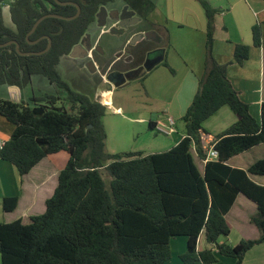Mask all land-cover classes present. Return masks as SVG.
Listing matches in <instances>:
<instances>
[{
	"label": "trees",
	"instance_id": "trees-1",
	"mask_svg": "<svg viewBox=\"0 0 264 264\" xmlns=\"http://www.w3.org/2000/svg\"><path fill=\"white\" fill-rule=\"evenodd\" d=\"M60 1L77 3L78 16L70 20L46 17L26 36L41 15L72 16L76 7L54 0H12V29L2 22L0 0V43L12 39L20 51H41L48 37L51 40L50 48L38 55H20L13 43L0 46V85L22 89L39 74L64 91L66 102L60 107L41 103L32 107L23 100L0 98V115L13 125L0 147V160L10 162L22 176L48 154L61 150L69 154L52 195L45 200L44 212L31 215L27 223L20 218L0 222L1 264H162L170 257L169 243L174 236L187 238L180 255L182 264H214L216 253L241 264L252 246L264 242V185L248 176L264 175V155L246 169L227 162L264 143V101L257 122L228 79L225 65L212 57L213 21L219 9L208 0H197L206 18V60L197 90L179 118L183 137L160 152L107 153L102 121L106 105L72 90L57 65L87 32L99 8L114 0ZM122 1L139 16L143 23L139 30L153 25L148 19L154 9L152 0ZM251 32L253 45L260 46V26L253 25ZM248 51L247 45L236 43L234 60L241 63ZM156 53L162 56L161 64L168 66L164 49ZM60 99L52 94L31 98L50 104ZM222 106L238 119L215 136L213 148L218 155L206 160L201 172L191 148L206 159L202 124ZM148 125L156 130L153 121ZM239 193L256 204L249 222L259 235L232 244L226 240L230 224L225 214ZM17 202L18 196H3L2 209L12 211ZM200 233L212 247H197Z\"/></svg>",
	"mask_w": 264,
	"mask_h": 264
},
{
	"label": "crops",
	"instance_id": "crops-1",
	"mask_svg": "<svg viewBox=\"0 0 264 264\" xmlns=\"http://www.w3.org/2000/svg\"><path fill=\"white\" fill-rule=\"evenodd\" d=\"M208 1L213 7L219 9L213 21L212 57L218 64L225 65L228 79L240 98L248 104L252 116L259 122L260 105L264 101V0ZM152 2L154 9L148 15V19L153 25L145 26L144 30L155 32V38L161 42L160 47L164 49L168 66L161 64L162 56L160 55L142 77L133 78L141 81L144 98L151 107V109L148 108L146 115L133 119L139 122L153 121L156 132L171 137L168 144L162 148L144 151V154L166 150L183 137V130L179 133L174 128L175 121L184 114L190 104L197 90L198 81L204 72L206 60V18L200 3L197 0H165L166 14L163 19L156 11L158 1L152 0ZM255 24H258L261 29L260 46L253 45L251 28ZM138 30L139 28L136 31ZM236 43H242L249 48L248 57L241 63H237L233 58ZM62 57L67 58L71 65L74 62L78 63V59L73 60V57L69 55ZM103 79L102 86L106 85L107 89L102 87L94 94H101L103 103L109 108L112 106L110 96L114 87L109 85L105 75ZM6 89L9 97L0 96V98L20 101L23 100L22 95L26 94V87L20 89L17 86H6ZM104 96L108 101L104 100ZM154 103L158 104L157 107L153 106ZM113 111L118 113L122 111V108L116 106ZM168 118L173 120L172 130L165 133L161 129L164 126L168 127ZM128 119L131 120V118ZM237 119V115L227 106H222L203 122L201 145L205 155L213 145L215 136ZM12 128L13 125L0 115V142L9 138ZM259 145L233 156L227 164L231 167L246 169L256 158L246 159L245 156L255 155L253 150ZM191 153L198 169L203 172L206 160L197 156L194 147L191 148ZM67 159L68 153L63 150L48 154L22 176L10 162L0 160V200L3 196H18L14 210L2 209L3 222L20 218L23 223H27L31 215L44 212L45 200L52 195L57 184L58 173ZM248 176L254 182L264 185V175L248 174ZM255 212L256 204L244 194H237L231 208L225 214L230 224V233L226 237L228 242L236 244L240 239L258 237V229L249 222V217ZM12 216L13 218H6ZM186 242L185 236L172 237L169 243L170 257L162 264H182L180 255L185 252ZM197 247H212L206 242L203 233L198 236ZM214 251L216 253V250ZM216 255L217 261L214 264H234L235 262L232 257L217 253ZM241 264H264V242L252 246L245 253Z\"/></svg>",
	"mask_w": 264,
	"mask_h": 264
},
{
	"label": "rangeland",
	"instance_id": "rangeland-1",
	"mask_svg": "<svg viewBox=\"0 0 264 264\" xmlns=\"http://www.w3.org/2000/svg\"><path fill=\"white\" fill-rule=\"evenodd\" d=\"M11 1L12 0H3L1 17L4 25L14 29L15 25L12 23L9 14V3ZM157 1L158 5L156 11L161 18L163 17V19H165V0ZM113 3L115 6H120L122 1L115 0ZM95 24L97 23L95 22ZM95 24H91V30L95 27ZM138 24L140 26L143 23L139 22ZM137 29L138 26L135 24L129 27L127 30V36ZM98 40L100 43L99 46L106 56L114 54L115 47H117L120 41V39L115 37L114 34H110L108 32L100 33ZM131 45L134 47H140L143 45V39L136 40ZM110 59H108V61ZM57 69L61 78L72 90L87 94L90 97L95 96L94 99L104 104L101 94H94L102 87L107 89L106 85L102 86L104 84V79L99 78V81L96 77L97 75L90 72L86 65L85 67H80L79 65L76 66L74 64L71 65V62L67 58L62 57L57 65ZM99 82H101L102 85ZM5 89V85H0V96L9 97L8 93H6L7 89ZM25 92L26 94L22 95V99L23 101L28 102L29 106L32 107L37 106L36 104L39 103L44 106L54 105L57 107L62 106V104H66L64 100V91L54 84H51L46 77L39 74H35L31 77V84L26 86ZM49 94L59 95L61 99L57 100L53 104L45 103L44 101L34 102L31 100L33 97H44ZM110 99L112 106L106 108L105 115L102 117L106 131L105 151L107 153H119L124 151L149 152L151 150H155L156 148H162V146L168 144L171 137L170 135L158 133L154 129H150L147 121L139 122L133 119L138 118L141 115H146L148 108L151 109L144 98L142 83L140 80L130 79L123 86L114 87L112 89ZM157 105V103L153 104L154 107H157ZM116 106H121L122 111L118 113L114 112L113 110ZM128 118H131V120ZM183 127V122L180 119H176L174 128H176V130L180 133L183 130ZM253 151L255 152V155H246V159L253 157L256 159L262 158L264 155V144H260ZM3 213L4 212L2 211L0 205V222H3L4 220ZM6 218H13V216Z\"/></svg>",
	"mask_w": 264,
	"mask_h": 264
},
{
	"label": "flooded vegetation",
	"instance_id": "flooded-vegetation-1",
	"mask_svg": "<svg viewBox=\"0 0 264 264\" xmlns=\"http://www.w3.org/2000/svg\"><path fill=\"white\" fill-rule=\"evenodd\" d=\"M113 2L101 6L103 12L98 17V10L96 18L93 21L94 24L95 22L97 24H95V27L92 30V27L90 28V25L87 32L78 42L82 46H85L88 42L92 46V49H90V51L86 56H84V58L73 57V60L78 59V63L74 62V65L85 67V65L87 66L89 59H91L96 70L91 71L88 67L87 68L90 72L97 75L96 77L98 80L99 78H103L104 75L106 78L107 75H109V78L117 84L116 87H120L123 86L128 80L132 78L139 79L145 74V65L146 67H150V65H152V63L159 58L160 55L156 52H158V50L161 48V42H159L155 37H151L149 39L143 37L141 38L143 39V45H141L140 47H134L133 45H131L129 43V39L135 33L141 31L143 32L145 30L134 31L129 36H127V30L134 24L139 27L138 23L141 22V20H138L136 23L126 26V22L130 21L132 17H135L137 15L134 12L130 11L128 6L123 1L120 6H115ZM102 32L114 34L115 37L120 39L119 44L117 45V47H115L114 54L110 56H106L99 46L100 43L98 37ZM87 34H89V38L86 36ZM67 55H69V53ZM108 59L110 60L108 61ZM99 83L101 84V82Z\"/></svg>",
	"mask_w": 264,
	"mask_h": 264
},
{
	"label": "water",
	"instance_id": "water-1",
	"mask_svg": "<svg viewBox=\"0 0 264 264\" xmlns=\"http://www.w3.org/2000/svg\"><path fill=\"white\" fill-rule=\"evenodd\" d=\"M57 4L59 5H66V4H72L76 7V12L75 14H73L72 16H64V15H61L59 13H46V14H43L41 15L40 17H38L35 22L33 23L32 27L30 28V30L28 31L27 35L28 36L29 34H31L35 28L37 27V25L39 24V22L41 20H43L44 18L46 17H56V18H59V19H65V20H70V19H73L75 17L78 16L79 12H80V7L77 3L75 2H72V1H60V0H54ZM103 12V9L102 7L99 9V12L97 14V16L99 17L101 15V13ZM138 20H140V18L138 16H135V17H132V19L130 21H127L126 22V26L129 25V24H134L136 23ZM122 26V24H121ZM112 30V28H111ZM155 32L152 31V30H147V31H143V32H138V33H135L130 39H129V43L130 44H133L136 40H139L141 38H146V39H149L151 37H155ZM88 38H89V34L86 35ZM31 42H35V41H31ZM14 44L15 45V50L17 51L18 54L20 55H32V54H41L45 51H47L49 48H50V45H51V40L50 38H48V43H47V46L41 50V51H20L19 48H18V44L15 42V40H8L6 42H3V43H0V46H6L8 44ZM90 49H92V46L90 45V43H86L85 46H82L80 43H77L75 44L72 48H71V51L69 52V56L70 57H80V58H84V56H86L88 54V52L90 51ZM87 67L89 68V70L91 71H95V67H94V63L91 59H89L88 63H87ZM145 69L146 70H149L150 67H146L145 65ZM128 73V72H127ZM122 74V73H121ZM133 79V78H132ZM106 80L109 82V85L113 86V87H116V83L111 80L109 78V75H107V78Z\"/></svg>",
	"mask_w": 264,
	"mask_h": 264
},
{
	"label": "built area",
	"instance_id": "built-area-1",
	"mask_svg": "<svg viewBox=\"0 0 264 264\" xmlns=\"http://www.w3.org/2000/svg\"><path fill=\"white\" fill-rule=\"evenodd\" d=\"M171 124H173V120H171L170 118H168V127L164 126L161 130L164 131L165 133L166 132L168 133L169 131L172 130ZM2 144H3V142H0V147L2 146ZM217 155H218V152H217L216 149L213 148V145H212L211 148L207 152V155H206V159L205 160L214 159V158L217 157Z\"/></svg>",
	"mask_w": 264,
	"mask_h": 264
},
{
	"label": "bare ground",
	"instance_id": "bare-ground-1",
	"mask_svg": "<svg viewBox=\"0 0 264 264\" xmlns=\"http://www.w3.org/2000/svg\"><path fill=\"white\" fill-rule=\"evenodd\" d=\"M104 97H105V96H104ZM104 100H105V101H108V99H107L106 97L104 98Z\"/></svg>",
	"mask_w": 264,
	"mask_h": 264
}]
</instances>
